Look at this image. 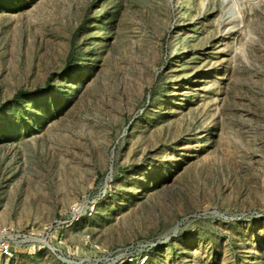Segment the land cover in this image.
Here are the masks:
<instances>
[{
    "label": "rangeland",
    "instance_id": "obj_1",
    "mask_svg": "<svg viewBox=\"0 0 264 264\" xmlns=\"http://www.w3.org/2000/svg\"><path fill=\"white\" fill-rule=\"evenodd\" d=\"M0 264H264V0H0Z\"/></svg>",
    "mask_w": 264,
    "mask_h": 264
}]
</instances>
